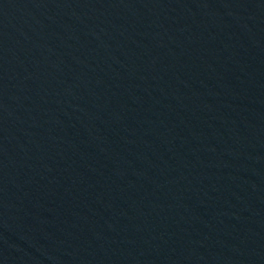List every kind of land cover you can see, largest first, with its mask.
Wrapping results in <instances>:
<instances>
[{
    "label": "water",
    "instance_id": "obj_1",
    "mask_svg": "<svg viewBox=\"0 0 264 264\" xmlns=\"http://www.w3.org/2000/svg\"><path fill=\"white\" fill-rule=\"evenodd\" d=\"M234 264H264V0H187Z\"/></svg>",
    "mask_w": 264,
    "mask_h": 264
}]
</instances>
